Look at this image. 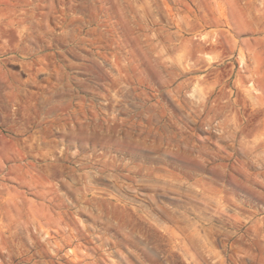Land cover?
Returning <instances> with one entry per match:
<instances>
[{"label":"rangeland","instance_id":"1","mask_svg":"<svg viewBox=\"0 0 264 264\" xmlns=\"http://www.w3.org/2000/svg\"><path fill=\"white\" fill-rule=\"evenodd\" d=\"M0 264H264V0H0Z\"/></svg>","mask_w":264,"mask_h":264}]
</instances>
